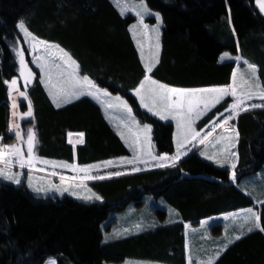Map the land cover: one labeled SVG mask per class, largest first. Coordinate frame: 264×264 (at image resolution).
I'll return each mask as SVG.
<instances>
[{
  "label": "trees",
  "instance_id": "1",
  "mask_svg": "<svg viewBox=\"0 0 264 264\" xmlns=\"http://www.w3.org/2000/svg\"><path fill=\"white\" fill-rule=\"evenodd\" d=\"M161 18L159 63L150 74L170 86L195 87L229 82L235 64L257 67L264 85V14L254 0H143ZM130 13L120 14L110 0H0V138L11 143L6 80L16 74L13 47L16 23L59 45L80 66V73L109 93L120 95L139 122L151 127L155 152L170 153L172 125L142 109L130 89L144 75L128 31ZM232 59L221 61L222 53ZM236 56L240 59L236 60ZM33 77L24 91L31 102V124L38 156L79 165L129 154L100 106L88 96L55 107L29 66ZM223 98L199 126L221 110ZM24 102L18 108L23 110ZM236 179L229 168L216 166L191 151L175 166L153 167L90 182L101 197L90 202L61 196H34L23 184L0 181V264L117 263L125 257L167 264H185L183 221L249 206L258 200L264 226V196L237 181L253 173L264 181V107L236 116ZM70 132L84 134L72 146ZM233 172V169H232ZM208 176L210 178H204ZM247 193H251L248 195ZM161 200L152 207L147 225L134 231L105 235L109 215L126 205L138 208L145 196ZM171 208L168 210L164 207ZM146 206V205H145ZM110 237V238H109ZM214 264H264V232L254 229L228 245Z\"/></svg>",
  "mask_w": 264,
  "mask_h": 264
},
{
  "label": "snow or ice",
  "instance_id": "2",
  "mask_svg": "<svg viewBox=\"0 0 264 264\" xmlns=\"http://www.w3.org/2000/svg\"><path fill=\"white\" fill-rule=\"evenodd\" d=\"M115 3L118 7L121 8V13L123 14L125 11L128 10L127 5H121L120 0H115ZM257 6L259 7L261 12H264V0H256ZM135 7L139 8L136 14L141 18V25L142 27L148 31V26L143 24V17L144 15H155L156 19L160 21V17L158 14L150 12L147 8V5L141 0L139 5ZM162 22V21H161ZM18 28L21 32H23L26 42L30 44V47L33 51H38L41 48L49 55H54L53 50L55 52L60 53L59 59L64 65L62 71L58 74V79L56 83L52 82V76L50 73L46 71V79L43 81L46 87H49V95L53 99V103L56 107H61L63 104L71 103L73 99H79L81 96H93L96 99H99L100 96L108 97L109 93L107 91H102L93 80H91L87 75L80 76V66L72 56L61 48L57 44H51L47 41L39 39L35 35H33L28 29L26 28L23 21L18 23ZM152 33L155 34L156 37V44L155 48L156 51L151 55L150 61L144 62L145 68V76L143 80L140 82L138 87L134 90L135 95L139 97L140 105L145 108L148 112L152 113L153 115L159 116L161 120H168L170 117L177 121V129L181 128L182 120L186 125L187 135H191L192 139L195 140L197 137H200V132L196 131L193 127V124L196 120L201 119L203 116L207 115L208 112L211 111L212 108L215 107L216 104L220 103V101L225 97H235L233 103H231L227 108H225V112L229 113V115L225 116L224 112L219 113L215 119H210L209 126L211 130L208 131L203 137L200 138L199 143L203 144L210 136H212L213 132L216 128H223L225 131L229 129L225 126L228 125L229 121L234 119L236 115L239 114L240 111H247V107H242L247 100H251L253 98H259L264 100V85L261 84L260 78L257 75L258 69L255 65L244 61L247 64V73H239L241 84L237 85V72H233L232 74V83L228 86L224 87H210V88H198V89H182V88H175L169 87L163 83L158 82L157 80L153 79L150 75L153 70L156 68L157 64L159 63V35H160V24L158 23L154 28L150 29ZM139 43V42H138ZM20 57V65H21V75L24 77L25 83H31V79L33 77V73L30 69L27 68V65L24 60L23 50H19L17 53ZM41 57H37L34 62L37 63V66L42 70H46V63H40ZM141 59L142 61L145 59L143 53V47L141 46ZM221 61L225 59H232V57L228 53H224L221 56ZM236 59H240L237 57ZM56 68H61V64H55ZM25 72L27 73L25 75ZM248 76V79H244L245 76ZM17 86V80H12L10 82V87L15 89ZM247 87V90L244 92L237 94L238 87ZM21 96L26 97L25 92H20ZM173 97H176L173 100ZM107 108H120L126 114V120L123 121L124 126L128 128V131L131 133L133 127L137 128L139 132L145 134V138L148 139L150 143V136L147 134L151 133V127L149 125H144L142 128L139 126V123L136 121L135 116L133 115V110L129 107L128 103L122 100L119 96L114 98V102H109L106 105ZM252 108L257 107H264L261 104H252ZM13 108H16L15 101L13 102ZM16 113H13L15 116ZM24 116L31 117L32 116V107L31 102L29 101L28 111L24 113ZM220 117H223L221 120ZM219 121V122H217ZM19 125L13 123L12 128L10 130L15 132V137L18 141L16 144H3L2 138H0V177H3L5 180H10L16 184H19L21 181L17 175L9 174L10 172V165L16 163L19 164L21 167H24L25 164L28 166L33 165V161L37 159L34 157V148L37 143L36 136L32 128L27 129V139L24 143L27 146V159L24 158L23 150L19 144V141L23 139L21 136V132L18 130ZM235 132V129H231ZM118 134L121 135L122 139H125V142L128 143V140L125 137L123 131H119ZM236 137L239 136V133L236 132ZM78 136L77 139L73 140L72 133H69V140L70 144L75 145L84 143V134L79 133L76 134ZM135 135V140L129 144V147H133L134 144H138L140 141V137L137 133H133ZM187 135H185V140L187 139ZM224 139L223 137L218 138ZM229 141L232 140V137H227ZM234 147L235 145L232 144ZM184 148V141L180 139L178 136L177 138V152L175 156L168 157V156H153V160L159 161H173V166H175L174 162L179 160L182 155H186V152L182 151ZM227 146L225 147V151H227ZM134 156L133 159H125L120 161V163H127V164H134L139 161V157L136 155L135 148H133ZM230 156H235V153H229ZM211 159L212 157H207ZM42 163L48 165L50 164L53 168L60 167V168H70L78 170L79 172L88 173L91 169H100L108 168L114 166L113 161H106L102 165H90L83 168H77L75 164H67V163H60L57 164L54 161L43 160ZM144 162V161H139ZM227 163V161H225ZM157 167H165L167 166L165 163H157ZM223 166V164H221ZM233 169L232 172V179H236V172L235 163L231 164ZM141 169L138 167H133L132 171H140ZM57 173L52 172L51 175H56ZM125 173L117 171L108 173L107 176L104 175H86L83 179L87 180H103L105 178H111L112 176H120ZM71 179L75 180L76 177H72ZM64 180V177L61 176V181ZM32 186L31 184L29 185ZM34 191L40 192L42 189L34 188ZM59 191V189H57ZM63 191H68L67 188H64ZM90 191V190H89ZM75 195V193H72ZM251 195V193H247ZM85 200H92L95 198L96 200H100L101 197L96 195L95 193H91L90 195L84 197H78ZM260 203H264V201H259ZM243 213H246L244 222H252L251 227L247 228V231H241L240 235L235 236L234 238H229L227 243L224 244L213 256H209L206 261H202L201 264H214L215 260L219 258V256L227 249L228 245L234 243L236 240L241 239L242 236L246 235L249 232H252L254 229H258L261 232H264V226H261L260 223V213L255 211L253 208H248L242 210ZM110 238V237H109ZM48 264H55V261L50 260ZM189 264H192L191 258H189Z\"/></svg>",
  "mask_w": 264,
  "mask_h": 264
},
{
  "label": "rangeland",
  "instance_id": "3",
  "mask_svg": "<svg viewBox=\"0 0 264 264\" xmlns=\"http://www.w3.org/2000/svg\"><path fill=\"white\" fill-rule=\"evenodd\" d=\"M113 1L115 2V0H113ZM129 1H132V0H120V4L121 5H127L128 11L131 14H133V16L135 17L134 21L129 26V30H130L133 38H134L135 45L138 49V53H139L140 58H141V46L143 47V53H144L145 59L143 61L141 59V61L144 65V62L150 61L151 55L156 51V48H155L156 37H155V34L150 31V29L154 28L158 23L161 26V18H160V21H158L156 19L155 15H144L143 24L147 25L148 29H149L148 31H146L141 25L140 16H138L136 14L138 11H140L139 8L135 7L138 4H133V2L131 3ZM254 5L260 11L259 7L257 6L256 0H254ZM261 13L264 14V12H261ZM155 14H158V13L155 12ZM159 17H160V15H159ZM18 23L19 22L16 23V28H17V31L19 33V39L16 41V43L13 47V50H12L14 60L16 63V74L14 76H11L8 80H6V85L8 86V95H7L8 98L7 99H8V106H9L8 130L14 136L15 132L10 130L12 128L13 123L19 125V129H18L19 131H20V128H22L21 129L22 130L21 136L23 137V139L21 141H19V144L23 150L24 158L27 159V146L24 143V141L27 139V129L32 128L34 131V128H33L31 123L26 122V123L21 124V122H20V116H22V114H21L22 110H20L18 108V105L20 102H23V100H28L24 96H21L20 92H25L24 89L29 83L26 84L24 77L21 75L20 57L17 53L19 50L22 49L23 54H24V60H25V63L27 65V68L31 70V68L29 67V66H31V67L35 68L36 70H40L42 72L41 74H42L43 79L46 76V71H47L48 73L51 74L53 83L57 82L58 74L62 71L64 65L62 64V62L59 59L60 53L55 52V50H53L54 55H52V56H49L42 48L38 51H33L32 48L30 47V44L28 42H26V39L24 37L23 32H21L19 30ZM49 43L53 44L52 42H49ZM224 53L225 52H223L222 55ZM37 57L42 58L39 61L40 63L47 62L46 63V70H42L41 68H39L37 66V63L34 62ZM237 57L238 56H236L235 58H237ZM55 64H61V68H56ZM144 70H145V68H144ZM247 71H248L247 64H245L244 62H242L241 64H239V63L235 64L233 72L238 73L237 85H240L242 83L240 76H239V73H241V72L247 73ZM31 72H32V70H31ZM26 74L27 73L25 72V75ZM14 79L17 80V86L15 89H12L10 87V82ZM38 79H39V77H38ZM244 79H248V76L246 75L244 77ZM246 90H247L246 86L238 87L237 88V94L239 95V93L244 92ZM117 96H119L122 100H124L120 95L114 94V97H117ZM234 99H235V97H234ZM253 99L261 100L259 98H253ZM14 101L16 104V108H13V102ZM113 101H109V102H113ZM139 106L141 107V105H139ZM107 109H109V108H107ZM112 109L115 110L119 114V116H123V119L126 120V114L123 112L122 109H120V108H112ZM14 112L16 113L15 116H13ZM107 112H108L107 116L111 120L114 115L112 113H109L110 110H107ZM150 114H152V113H150ZM153 116H155V115H153ZM136 121L138 123L142 124V126L149 125L147 123L139 122L137 120V118H136ZM73 136H75V138L78 137L76 134ZM125 137L128 140V143L125 142V139H123V143L129 149L128 155L117 156L115 158H109V159H105V160L95 161V162H92L89 164L79 165L75 161L67 162V161H63V160L43 158V157L37 156V154L35 153V150H34V157H36L37 159H35L33 161L32 166H28L27 164H25L24 167H21L19 164L14 163V164L10 165L9 174L17 175L21 181L19 184H23L25 186V188L27 189V191L34 196H40V197L48 196V195L61 196L63 194H66L68 196H71L74 199L90 202V201H93L96 199L93 198L92 200H85V199L78 198V197H84V196L90 195L91 193H95L96 195H98L89 185L90 182L95 181V179H93V180L83 179V177H85L86 175H93V176L94 175H104V176H107L108 173L117 172V171H120L123 173L134 172V171H132L133 167H138L141 170L157 167L156 166L157 163H163L165 161L153 160L152 159L153 156H156V157H159V156L172 157V156H175L176 152H177V142L174 143V148H173L172 152H170V153H164V152L158 153V152L154 151V149L152 147L151 140L149 143V141H146L147 140L146 138H142V140L139 141L138 144H134L133 147H129V144H131L135 140V135H133V130L131 133L129 131L125 132ZM68 140H69V135H67V141ZM16 143H18V141H17L16 137L14 136V140L11 143H3V144L11 145V144H16ZM186 145H187V143H184V148L182 149V151L185 150ZM133 148H135V152H136V155L139 157V161H144V162L137 161L134 164L120 163V161L125 160V159H133V156H134ZM43 160L54 161L57 164H60V163L75 164L77 166V168H83V167H87L90 165H97V164L102 165L106 161H113L114 166L108 167V168L101 167L100 169L93 168L90 170V172L83 173V172H79L78 170L70 169V168H60V167L53 168L50 164L46 165V164L42 163L41 161H43ZM0 167H3V165H0ZM52 172H55L57 174L51 175ZM61 176L64 177L63 181H61ZM72 177H76V179L73 180V179H71ZM0 181H4V182H8V183H11L14 185H18V184L14 183L10 180L3 179V177H0ZM30 184L32 185L31 187L29 186ZM34 188H40V189H42V191L36 192V191H34ZM64 188H67L68 191H66V192L63 191ZM57 189H59V191H57ZM72 193H75V195H73ZM144 199H146V201L144 202V205H141L138 208H134L131 205H126L124 208H121L118 211L111 213L109 215V219L107 222L105 235H118V234L128 233V232L134 231L136 229H139L140 227L147 225V223L149 222V218H146V217L150 216L149 210L152 207L154 208L157 206H161L162 202L160 199H156V198L154 199L150 195L145 196ZM164 207L167 208L168 210H171V208H169L165 205H164ZM50 260L54 261L53 256L48 255L45 257L42 264H48V262ZM107 264H167V263H161V262H156V261H148V260H144V259L125 257L120 262L107 263Z\"/></svg>",
  "mask_w": 264,
  "mask_h": 264
},
{
  "label": "crops",
  "instance_id": "4",
  "mask_svg": "<svg viewBox=\"0 0 264 264\" xmlns=\"http://www.w3.org/2000/svg\"><path fill=\"white\" fill-rule=\"evenodd\" d=\"M110 1L114 5V7L117 9V11L120 14H122L121 8L118 7L113 0H110ZM129 2H131V3L133 2V4L139 5L141 3V0H132ZM150 12L155 13V11H152V10H150ZM126 13H130V12L127 10L123 14H126ZM131 15H133V14H131ZM134 19H135V17L133 16V20L128 24L127 28H128L129 34H130V36L134 42V45H135L134 38H133V36L129 30V26L134 21ZM53 44H55V43H53ZM135 47H136V45H135ZM136 50L138 53L137 47H136ZM138 57L141 61L139 53H138ZM141 63H142V61H141ZM142 65H143V63H142ZM37 71H39L38 77H39L40 84L42 85L45 93L47 94V96H48L49 100L51 101V103L53 104V106L56 107V105L53 103L52 97L49 95L50 85H49V87H46L45 83L43 82L46 79V76L43 79L42 74H41L42 72L40 70H37ZM79 74H80V76H84V74H81V73H79ZM232 74H233V72L230 75L229 82L226 84H221V85H206V86H195V87H179V86H170V85H167V86L175 87V88H182V89L224 87V86H228L232 83ZM144 76H145V70H144V75L141 77V79L138 81V83L133 88L130 89V93L133 95V97L137 101L138 105H140L139 97H137L135 95L134 90L138 87L140 82L143 80ZM97 87H99V86H97ZM99 88L102 91H106L104 88H101V87H99ZM7 95H8V86H7ZM88 97H90L93 101H95L100 106V108L102 109V111L104 113L105 118L112 125V127L114 128L118 137L123 142L121 135L118 134V129H119V131H123L124 134H125V132H128L127 127H125L124 123H123V121H125V120L123 119V116H119V114L115 110H113L112 108H109V109L106 108V105L109 103V101L114 100L113 99V98H115L114 94L109 93L108 97L100 96L99 99H96L93 96H88ZM227 98H228V101L226 102L225 106L221 110L215 112L213 114V116L211 118H209L206 122L197 126L196 125L197 120L195 121V123L193 124V127L195 128L196 131L200 132V134H201L200 137H197L195 140L192 139L191 135H187L186 125L183 122V120L181 123V128L178 130L177 129V121L172 119L171 117L168 120H161L159 118V116H156V115H155V117H157L161 121H164V122L168 121L171 123L172 129H171V133H170V139L172 142V150L174 148V143L177 142V138L179 136L180 139L182 141H184V143H187L186 148L184 150V152H186V155L188 153H190L191 151H195L198 156H200L201 158H203L207 161H210L214 165L229 168L230 169L229 175H231V173H232L231 164L236 163V160H237V140H238V137H236V134H235L236 132H238L236 129V123H235L237 115L234 117V119L229 121L228 125L225 126L226 128L229 129L228 131H225L223 128H216V130L213 132L212 136H210L208 138V140H206L203 144L199 143L200 138L203 137L208 131L211 130V127L209 126L210 119H215L216 116H218L219 113H221V112H224L225 116L229 115V113L225 112V108H227L231 103H233L235 99H234V97H231V96H229ZM175 99H176V97H173V100H175ZM23 102H24L25 107L21 111L22 116H20V122H21V124L26 123V122L31 123V117L24 116V113H26L28 111L29 102H28V100H23ZM252 104L264 105V100H258V99L257 100H255V99L247 100L245 102V104L242 105V107H247L248 110L256 109V108L251 107ZM257 108H263V107H257ZM143 109L146 110L145 108H143ZM107 110H110L109 113H112L114 115L111 120L107 116V114H108ZM241 112H243V111H240L239 113H241ZM220 119L222 120L223 117H220ZM217 122H219V121H217ZM139 126L141 128L143 127L142 124H140V123H139ZM233 128L235 129V132H233L231 130ZM21 129L22 128H20V132L22 133ZM132 130H133V133H137L139 135L140 141L142 140V138H145V134L139 132V130L137 128L133 127ZM70 133L79 134L78 132H70ZM68 135H69V133H68ZM147 135L150 136V134H147ZM185 135H187L186 140H185ZM221 137H223L224 139L218 140V138H221ZM227 137H232V140L229 141L228 139H226ZM146 141H148V139ZM232 144H234L235 146L233 147ZM226 146L228 149L227 151H225ZM229 153H235L236 155L230 156ZM186 155H182L180 157V159ZM40 157H42V156H40ZM207 157H212V158L209 159ZM43 158H47V157H43ZM47 159H53V158H47ZM72 161H75V159L73 158ZM72 161H67V162H72ZM177 161H175V162H177ZM225 161H227V163H225ZM163 163H165L167 166H169V165L173 164V161L168 160V161H165ZM87 164H89V163H87ZM221 164H223V166H221ZM260 174L257 172L252 174L254 176L251 177V180L253 182L251 185H249L245 181L246 176H242L241 178H239L237 183L239 182L241 184V188H243L244 190H246L245 187L252 188V190L255 192V196H257L259 198L261 196H264V181L263 182L260 181V177H259ZM231 180H232V178H231ZM250 207L253 208L255 211H258V200L256 198H253V203L249 206L240 207V208H237L234 210H230V211H226V212H222V213H218V214H211V215H208L205 217H200L195 221H190V220L183 221V245H184V253H185V264H189V258H191L192 264H201V262L206 261L209 256L215 255V253L224 244L227 243L229 238H234L235 236L240 235L241 231H247L248 227L253 226L252 222H248V223L244 222V218H245L246 213L242 212V210L248 209Z\"/></svg>",
  "mask_w": 264,
  "mask_h": 264
},
{
  "label": "built area",
  "instance_id": "5",
  "mask_svg": "<svg viewBox=\"0 0 264 264\" xmlns=\"http://www.w3.org/2000/svg\"><path fill=\"white\" fill-rule=\"evenodd\" d=\"M73 135H75V134H73ZM77 138H78V137H77ZM77 138H75V136H72V139H73V140H75V139H77ZM72 145H73V144H72Z\"/></svg>",
  "mask_w": 264,
  "mask_h": 264
},
{
  "label": "water",
  "instance_id": "6",
  "mask_svg": "<svg viewBox=\"0 0 264 264\" xmlns=\"http://www.w3.org/2000/svg\"><path fill=\"white\" fill-rule=\"evenodd\" d=\"M204 178H210V177H208V176H203Z\"/></svg>",
  "mask_w": 264,
  "mask_h": 264
}]
</instances>
